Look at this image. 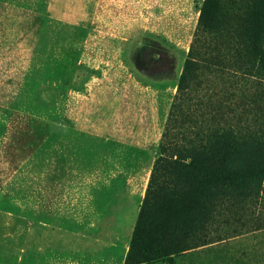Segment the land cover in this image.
Listing matches in <instances>:
<instances>
[{"label": "rangeland", "instance_id": "rangeland-1", "mask_svg": "<svg viewBox=\"0 0 264 264\" xmlns=\"http://www.w3.org/2000/svg\"><path fill=\"white\" fill-rule=\"evenodd\" d=\"M204 2L0 0V264H264V53L247 7L209 29ZM230 137L204 231L131 263L157 161Z\"/></svg>", "mask_w": 264, "mask_h": 264}, {"label": "trees", "instance_id": "trees-1", "mask_svg": "<svg viewBox=\"0 0 264 264\" xmlns=\"http://www.w3.org/2000/svg\"><path fill=\"white\" fill-rule=\"evenodd\" d=\"M245 7L247 16L243 26L246 31L256 33V40L252 42L256 49L252 52L263 55L257 40L264 35V0H205L200 25L209 29L219 27L223 20L219 15L224 9L237 12ZM220 50L219 47L213 50L216 56L222 54ZM220 62L219 58L217 63ZM192 64L193 60L189 59L186 67ZM233 142L228 138L223 148L219 146L220 150L193 147L189 160L163 156L157 161L131 245V263L148 262L192 246L187 241L193 234L204 231L216 202L224 203L232 189ZM255 143L264 150L261 139ZM167 147L164 142V151ZM249 157L237 154V158L246 162Z\"/></svg>", "mask_w": 264, "mask_h": 264}]
</instances>
